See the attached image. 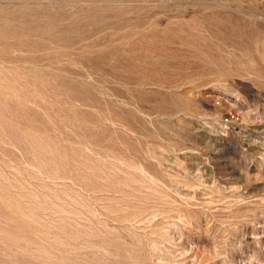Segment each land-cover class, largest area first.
<instances>
[{"label": "rangeland", "instance_id": "obj_1", "mask_svg": "<svg viewBox=\"0 0 264 264\" xmlns=\"http://www.w3.org/2000/svg\"><path fill=\"white\" fill-rule=\"evenodd\" d=\"M0 264H264V0H0Z\"/></svg>", "mask_w": 264, "mask_h": 264}]
</instances>
